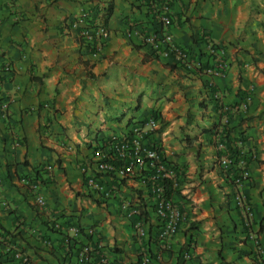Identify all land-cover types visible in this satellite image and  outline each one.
Instances as JSON below:
<instances>
[{
    "label": "crops",
    "instance_id": "1",
    "mask_svg": "<svg viewBox=\"0 0 264 264\" xmlns=\"http://www.w3.org/2000/svg\"><path fill=\"white\" fill-rule=\"evenodd\" d=\"M164 1L0 0V105L8 100L10 112L9 120L0 113V264H78L66 242L111 264H178L186 250L184 264H264V0H175L166 29L153 10ZM96 6L111 7L99 50L75 25ZM163 32L194 67L153 51L149 39ZM209 41L222 45L226 67L214 79L196 66L214 63ZM133 125L182 169L171 198L183 217L168 250L137 175L95 171L106 138ZM222 155L248 170L240 189L252 209L249 231L216 162ZM88 175L113 196L93 191ZM36 178L41 206L24 182ZM120 196L140 202L145 236Z\"/></svg>",
    "mask_w": 264,
    "mask_h": 264
},
{
    "label": "built area",
    "instance_id": "2",
    "mask_svg": "<svg viewBox=\"0 0 264 264\" xmlns=\"http://www.w3.org/2000/svg\"><path fill=\"white\" fill-rule=\"evenodd\" d=\"M175 0H167L158 8L156 3H153V10L156 17L161 21L163 28L171 26L172 19L170 18V6ZM105 7L96 6L91 10L80 15L79 20L75 25L79 28V36L84 39L88 47L93 46L95 50L101 49L109 39V31L107 29L105 18ZM129 35V34H128ZM94 42H91V39ZM149 42L153 51L161 52L163 56L171 55L179 60L185 68H192V64L188 53L174 43L172 35L168 32L160 33L158 36L150 38ZM161 45L164 49L161 50ZM207 54L214 60V63L208 67L197 64L196 66L202 70L203 74L208 75L211 79L224 75L226 67L221 56L223 47L217 43L209 41L207 44ZM7 70L12 69L11 66H6ZM211 79L210 82L212 81ZM1 116L9 120V101L4 100L0 105ZM143 129L140 126H131L130 130L121 133H114L106 138L105 146L100 152L99 160L96 163L95 171L99 173H117L120 177H132L137 175L139 181L150 191L155 202V213L160 223V230L157 235L162 250H168L176 229L182 220L183 213L179 206L172 202L165 195L163 179H170L173 187L182 175V169L176 164L170 162L164 157V152L157 144L147 145L144 141ZM2 141L0 139V147ZM230 155H222L217 158V164L224 170L227 179L236 188L235 200L243 213L242 225L244 230H250L252 223V209L246 196L242 193L240 187L248 179L249 173L245 168V163L242 160L237 162ZM237 164V167L232 173V168ZM239 165V167H238ZM48 177H51V170L45 168ZM235 173V174H234ZM44 175V176H47ZM25 185L31 190L34 201L37 206L44 203V196L39 191L42 181L36 178L35 181L24 180ZM88 186L93 191L99 193L103 198H110L114 194V189H107L102 186L94 175H88L86 179ZM120 208L123 215L132 219L136 234L138 237H143L146 234L143 228L144 215L142 214V206L139 201L129 202L120 196ZM69 242H66L68 246ZM11 252L15 259H23L24 256L20 251L12 250L10 246L6 248ZM255 256L262 253V248L257 243ZM149 255H145L143 262L149 261ZM190 258V251L183 252L178 264H184ZM25 260V259H23ZM184 261V262H183ZM78 264H111L107 257L102 253H95L89 246H82L78 250L76 256Z\"/></svg>",
    "mask_w": 264,
    "mask_h": 264
},
{
    "label": "trees",
    "instance_id": "3",
    "mask_svg": "<svg viewBox=\"0 0 264 264\" xmlns=\"http://www.w3.org/2000/svg\"><path fill=\"white\" fill-rule=\"evenodd\" d=\"M111 14V7H106L105 9V18H104V22L107 23V20H108V17L110 16ZM234 157V156H232ZM236 158V157H234ZM237 161V159H235ZM162 184L164 185V189H165V195L171 199L175 189L172 185V181L170 179H163V182ZM142 214L144 215L143 211H142ZM80 249V246H73L72 243H68V253H71L72 256H75V260H76V256H77V253H78V250Z\"/></svg>",
    "mask_w": 264,
    "mask_h": 264
}]
</instances>
